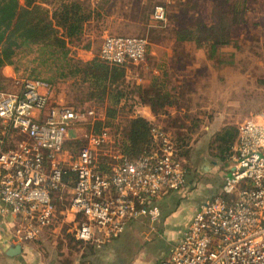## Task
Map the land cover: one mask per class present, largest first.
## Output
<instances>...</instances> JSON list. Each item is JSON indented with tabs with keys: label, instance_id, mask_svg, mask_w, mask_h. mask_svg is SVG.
Here are the masks:
<instances>
[{
	"label": "built area",
	"instance_id": "2783aa9c",
	"mask_svg": "<svg viewBox=\"0 0 264 264\" xmlns=\"http://www.w3.org/2000/svg\"><path fill=\"white\" fill-rule=\"evenodd\" d=\"M153 19L167 24L163 6L155 8ZM148 53L144 38L108 36L99 58L120 66L140 63ZM21 87L0 92L1 211L17 218L21 242L54 225L59 202L76 215L75 240L101 247L130 222L147 221L154 229L161 218L158 200L186 191L188 173L176 158L170 132L154 126L155 151L136 160L118 152L113 166L97 155L110 144L107 130L88 135L77 156L69 157L70 130L95 112L54 102L53 86L42 79H26ZM227 163L220 193L199 206L159 264H264V111L239 126Z\"/></svg>",
	"mask_w": 264,
	"mask_h": 264
},
{
	"label": "rangeland",
	"instance_id": "374dc122",
	"mask_svg": "<svg viewBox=\"0 0 264 264\" xmlns=\"http://www.w3.org/2000/svg\"><path fill=\"white\" fill-rule=\"evenodd\" d=\"M77 1L84 4L86 14L90 11L93 12V17L90 22H87L83 34L67 46L68 59L62 62L58 59L59 55L50 59L47 54L41 55L40 47H33L30 51L21 50L15 57L14 64L10 66V75H13L14 78L6 79L3 76L0 85V92L15 93L21 90L24 80L39 78L51 83L55 102L72 106L77 110L95 112V118L86 120L70 130L65 147L69 157H76L86 145V137L92 132L86 123L95 121V119H104L107 115L106 110L110 104L108 99L99 97L95 92L96 89L90 85L84 74L75 73V70L84 68L85 61L99 57L104 39L108 36L144 38L149 43V53L158 51V57H160V59H155L156 56L148 53L144 61L132 63L126 67L127 77L123 85L120 86L124 93L123 102L118 107L116 118L110 122L112 135L120 142L123 140L129 120L140 115L138 111L142 110L143 105L140 101L141 95L148 98L153 94L143 92L140 86L145 85L144 81L151 77L148 70H152V68H159L160 70L162 68L166 56L163 54L162 48L176 47L174 55L171 56L173 57L172 62L181 64L178 68H184L187 62H193L191 54H188L182 47L192 48L194 46L192 44H177L173 34L175 30L189 21L194 23V20L200 19L210 25L219 18L220 5L223 0ZM20 3L23 4L24 0H20ZM158 6H163L167 12L168 21L165 25H161L153 19L154 10ZM223 7L225 11H228L230 4ZM253 18L252 15L250 19ZM253 21H250L245 28H235L232 35L238 44L232 43L222 49L220 48L219 50L223 52L218 56L219 60L226 61L227 55L232 52L235 53V76L241 80L245 89L242 90L241 85H236L235 97L232 96L233 94L231 96L234 101H237L245 94L248 98V102L245 100V106H249L248 111L251 114L264 111V27L261 30L252 28L251 25L254 24L251 23ZM261 22L264 23V18ZM257 25L261 27L260 24ZM192 29L195 30V28ZM203 38L205 40L206 35ZM190 77L194 78L193 75ZM203 77L206 75L202 76V79H205ZM161 80L167 82L164 91L174 88L175 83L172 80L169 81L168 77L161 76ZM204 89L205 87L200 84H197V87L196 84L193 86L185 85L178 94L180 96L179 110H175L173 114L169 112L170 116L162 115L161 118H157L156 124L166 128V130L169 129L168 132L173 136L178 133L189 132L191 149L187 162L191 167L190 174L192 173V177L201 183L199 193L201 194L206 190L208 194L205 199H209L220 190L229 163L227 160L221 161L215 157L217 155L215 149L211 151L209 149L213 137L204 132L202 117L205 121L210 120L212 110L209 106L205 108L207 103H204L206 100L203 99ZM195 91L197 92L194 93ZM239 105L235 106L238 111L243 108V102H239ZM237 109L236 112H238ZM234 111V108L226 109V116L234 115ZM118 148V146H112L110 143L105 148L97 150L99 161L105 163L106 166L115 165L116 161L113 160V157L118 155ZM204 155H207L208 162L206 163L213 165L212 171L209 170L207 175L198 172V165L205 161ZM65 199H68L67 195ZM64 206H67V203Z\"/></svg>",
	"mask_w": 264,
	"mask_h": 264
},
{
	"label": "trees",
	"instance_id": "16d2710c",
	"mask_svg": "<svg viewBox=\"0 0 264 264\" xmlns=\"http://www.w3.org/2000/svg\"><path fill=\"white\" fill-rule=\"evenodd\" d=\"M224 5H228V0L221 2L220 16L210 25L203 22L202 19L194 20V23L189 21L178 27L174 32L177 44H192L195 49L204 51L207 60L212 62L218 69L234 64L235 55L232 53L227 55L228 59L226 61L219 60L218 56L223 52L219 49L232 43L238 44L234 40L231 31L234 26L244 24V15L247 11L246 6H239L238 3L230 5L228 11H225ZM84 10V4L77 0H24L23 4L20 3V0H0V85L3 79V68L12 66L15 57L21 50L30 51L33 47H40V50H42L41 55L47 54L50 59L59 55L58 59L60 61L67 60V46L83 34L87 22H90L93 17V12L90 11L86 14ZM192 28H195V30L193 31ZM204 35H206L205 40ZM213 39L214 41H211ZM130 64L132 63L112 66L98 57L85 61L84 68L75 70V73L84 74L90 85L96 89L95 92L99 97L101 99L107 98L110 103L104 119L86 123L92 129L91 134H100L107 130L111 137V145L118 146V152L121 155L130 160H136L156 150V142L151 137V130L154 126L161 127L164 131L169 129L166 130V128L156 124V121L152 122L136 115L129 120L122 141L118 142L115 136L112 135L110 122L116 118L118 107L122 105L124 93L120 86L126 80V67ZM150 76L149 83L140 86V88L143 92L153 93L154 95L152 94L148 98L141 95L142 106L150 108L156 118L162 115L170 116V110L178 111L180 108V96L178 94L185 85L175 84L171 90L164 91L167 82L161 80V76H166L171 81L168 73L161 71L159 76ZM188 133L174 135L173 141L176 158L184 164L189 177L191 167L188 165L187 159L191 146ZM237 135L238 130L236 127H224L214 134L209 144L210 151L215 149L217 151L215 157L221 161H226ZM66 145L67 142L65 147ZM67 180L68 184L73 186L75 175L70 174L67 176ZM60 206L61 204L58 202L57 207Z\"/></svg>",
	"mask_w": 264,
	"mask_h": 264
},
{
	"label": "crops",
	"instance_id": "0c3cea01",
	"mask_svg": "<svg viewBox=\"0 0 264 264\" xmlns=\"http://www.w3.org/2000/svg\"><path fill=\"white\" fill-rule=\"evenodd\" d=\"M236 3L239 6H246L247 11L244 15V24L234 26L231 31L232 34L235 28H245L252 20H254L251 23L254 24L251 25L252 28L261 30L264 27V23L261 22L264 18V0H228L230 5ZM252 15L254 18L250 19ZM257 24H260L261 27ZM162 49L163 54L166 55L162 68L160 70L159 68L148 70L150 75L159 76L161 71H166L170 80L175 84L180 86L196 84V87L197 84H200L205 87L203 91V99L206 100L204 103H207L205 108L209 106L212 110L210 120L205 121L202 117L205 133L213 137L226 126H234L238 130L242 122L262 112L249 113V106H245V100L248 102L245 94L240 100L234 101L232 99V96L235 97L236 85H241L242 90L245 89L241 80L235 76L236 62L233 65L218 69L207 60L204 51L185 46L182 49L191 54L193 62H187L184 68H178L180 63L172 62L173 57L171 56L174 55L176 47ZM149 54L156 56L155 59H160L158 51H151ZM232 54L235 55L234 52ZM10 69L11 67L7 66L2 70L6 79L14 78L13 75H10ZM190 75H193L194 78H191ZM204 75L206 77L202 79ZM149 81L150 78L145 80L144 84H148ZM239 102H243V108L238 111L235 106H240ZM225 108H234V115L226 116ZM170 112L173 114L175 110H170ZM138 113L149 121H157L150 108L146 106H142V110ZM204 156L205 161L198 165V172L207 175L209 170L212 171L213 165L206 163L208 162L207 155ZM195 173L197 174V172ZM200 185L201 183L192 177V173L189 174L185 192L169 193L158 200L161 218L154 225V229L147 221L130 222L122 235L101 247L75 241L72 231L75 226L76 215L70 211L68 205H62L57 209L56 222L53 226L44 229L35 240L23 243L17 235V218L12 214L2 213L1 210L4 206L0 200V264H159L162 260L169 258L174 245L180 241L183 231L199 206L217 196L222 187L221 185L220 190L212 197L205 199L208 193L205 190L200 194ZM18 245L21 246V253L15 256L9 255V250Z\"/></svg>",
	"mask_w": 264,
	"mask_h": 264
},
{
	"label": "water",
	"instance_id": "95a60500",
	"mask_svg": "<svg viewBox=\"0 0 264 264\" xmlns=\"http://www.w3.org/2000/svg\"><path fill=\"white\" fill-rule=\"evenodd\" d=\"M21 251H22V250H21V246L18 245V246H16V247L10 249L9 252H8V254L11 255V256H15V255L20 254Z\"/></svg>",
	"mask_w": 264,
	"mask_h": 264
}]
</instances>
